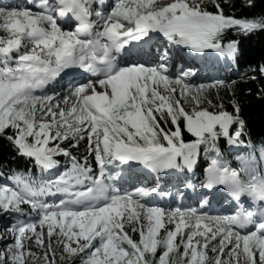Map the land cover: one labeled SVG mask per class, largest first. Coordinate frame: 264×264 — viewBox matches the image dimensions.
Masks as SVG:
<instances>
[{
	"label": "snow or ice",
	"instance_id": "1",
	"mask_svg": "<svg viewBox=\"0 0 264 264\" xmlns=\"http://www.w3.org/2000/svg\"><path fill=\"white\" fill-rule=\"evenodd\" d=\"M228 4L0 3V137L31 164L0 172V264H264V142L248 136L233 82L195 83L197 69L172 63L173 50L238 59L227 35L264 31V14ZM66 77L62 93L36 94ZM222 139L244 150L238 166ZM134 170L145 179L125 187ZM193 194L195 206L177 203Z\"/></svg>",
	"mask_w": 264,
	"mask_h": 264
},
{
	"label": "trees",
	"instance_id": "2",
	"mask_svg": "<svg viewBox=\"0 0 264 264\" xmlns=\"http://www.w3.org/2000/svg\"><path fill=\"white\" fill-rule=\"evenodd\" d=\"M255 7L249 8L246 6L245 0H229V4L225 7L226 12H235L237 16H259L264 14V0H254ZM226 39H235L240 42L239 46L241 54L235 62L230 63L231 75L228 76L222 71L217 73H206L202 77L211 78L212 81L217 79H224L226 81L233 82V87L236 92V98L240 101L242 106V115L247 121L246 131L250 136L251 141L259 146L264 142V95H257V93L264 92V75H261L258 71L252 72L251 68L256 67L261 63H264V31H257L251 35H236L235 33H229ZM215 75L217 78H213ZM255 76V79L252 77ZM208 78L203 79L201 83H209ZM249 89L251 92H249ZM220 96L223 97L225 106L229 111L232 110L229 103L231 93L227 89L220 90ZM215 90L211 91V97L215 98ZM247 139V138H246ZM83 143H81L80 152H83ZM220 146L224 151V154L231 160L233 166H238L236 157L243 153V149L237 150L235 148H229L225 140L220 141ZM259 156V153L257 152ZM15 153L9 142L0 137V165H7V167H0V172L7 173L8 168L24 169L27 165L31 168L30 162L24 158L16 157ZM62 162L63 157H59ZM33 172H37V169H32ZM197 175L202 178V169H197ZM44 178H48L45 174ZM3 180H0L2 183Z\"/></svg>",
	"mask_w": 264,
	"mask_h": 264
},
{
	"label": "rangeland",
	"instance_id": "3",
	"mask_svg": "<svg viewBox=\"0 0 264 264\" xmlns=\"http://www.w3.org/2000/svg\"><path fill=\"white\" fill-rule=\"evenodd\" d=\"M216 63L217 64H220V65H224V68H222L223 70H221L224 74H227L228 76L231 75V71H230V67H229V64L231 62H227V61H225L222 58L220 61H217ZM177 64H182L185 68L193 67V68H195V69L198 70L197 77L193 78V82H195V83H201V81L203 79L208 78V77H202V76H204L206 73H213V72H215L214 69H216V66L213 67L214 69L212 67L211 68H208L206 63H201L200 66H196V65H193V64H184L183 62L182 63H175L174 65H177ZM216 78L217 77L215 76V79ZM209 81H212V79L211 78H208V82ZM63 84H64L63 87H67V84L66 83H63ZM54 93H62V87L61 86L58 87L57 90H55L53 93H50L49 95H53ZM199 190L204 191L203 189H199ZM57 197H59V196H57ZM47 199L50 200L49 202H51V199H53V198H47ZM172 203H173L172 201H168L169 206H172L173 205ZM9 221H10V218L8 216H5V215L0 214V229H2L4 227V225L8 224Z\"/></svg>",
	"mask_w": 264,
	"mask_h": 264
},
{
	"label": "bare ground",
	"instance_id": "4",
	"mask_svg": "<svg viewBox=\"0 0 264 264\" xmlns=\"http://www.w3.org/2000/svg\"><path fill=\"white\" fill-rule=\"evenodd\" d=\"M179 56L177 55L175 58L177 59ZM149 59L151 58V57H148ZM71 77H66L65 78V80H63V83H66L67 84V80L68 79H70ZM51 85H49L48 87H50ZM56 87V86H55ZM55 87H53V89H52V92L51 93H53L55 90H57V87L55 88ZM47 94L49 95L50 93L49 92H47Z\"/></svg>",
	"mask_w": 264,
	"mask_h": 264
}]
</instances>
